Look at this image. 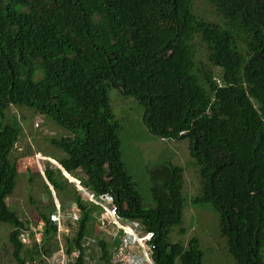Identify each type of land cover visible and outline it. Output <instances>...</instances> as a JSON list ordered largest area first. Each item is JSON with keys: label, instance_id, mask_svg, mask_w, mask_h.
I'll use <instances>...</instances> for the list:
<instances>
[{"label": "trees", "instance_id": "1", "mask_svg": "<svg viewBox=\"0 0 264 264\" xmlns=\"http://www.w3.org/2000/svg\"><path fill=\"white\" fill-rule=\"evenodd\" d=\"M196 1L0 0V224L13 229L16 264H43L60 246L47 183L51 201L37 207L42 235L31 251L21 237L34 232L32 223L7 203L18 184L11 154L22 132L7 118L12 106L71 132L51 139L66 153L53 158L96 195L111 196L123 219L154 233L155 264H203L198 238L186 245L170 239L182 225L183 169L167 160L150 171L155 205L146 208L123 160L111 89L139 103L152 134L189 139L201 178L192 204H210L220 215L235 264H264V0H201L216 21L198 13ZM45 176L62 207L70 200L80 210L65 250L76 254L73 264H87L100 209L50 161ZM99 244L103 263L113 264L118 241Z\"/></svg>", "mask_w": 264, "mask_h": 264}, {"label": "rangeland", "instance_id": "2", "mask_svg": "<svg viewBox=\"0 0 264 264\" xmlns=\"http://www.w3.org/2000/svg\"><path fill=\"white\" fill-rule=\"evenodd\" d=\"M196 11L207 15L211 21H216L210 5L206 2L197 0ZM215 72L218 73L217 70ZM108 94L112 110L121 125L119 132L123 160L126 163L127 171L138 184L145 207L152 208L155 205L151 195L150 171L157 168L162 162L171 160L183 169L182 196L184 199L182 225L172 228L171 241L186 245L196 237L200 240L201 249L204 252L203 264H235L234 259L227 251L226 239L221 236L220 215L210 204L203 206L192 204V199L200 194L201 178L200 168L190 153L189 139H164L152 134L143 122L144 109L134 98L125 97L113 89L109 90ZM7 118L18 120L22 126L21 135L11 154V159L17 163L18 184L14 194L7 199V203L24 222L32 223L34 232H31V235L30 233L22 234L21 237L27 252L41 241L42 234L39 229L42 222L39 220L37 207H47L51 201L45 189L46 180L41 174V170L45 171V166L49 161L52 168H58L57 162H52L49 158L53 159L54 157L61 160L66 156L63 150L52 144L51 139H59L72 134L56 124L51 118L38 114L27 107H10ZM73 175L77 178H86L82 172H76ZM54 202L57 205V212L53 216H58L63 212L61 227L56 236L60 249L52 257L44 258L43 264H73L76 254H73L72 257L67 256L65 239H72L76 233V227L71 226L76 224L73 219L74 205L70 200H67L63 207L58 199L57 201L54 199ZM99 209L100 211L95 215L98 224L103 223V229L100 230L96 224L93 237L86 242L87 264H104L99 244L101 239L112 241V243L118 240L119 246L113 249L112 255L114 256L112 263L115 264L118 255H120V247L123 245V237L111 223L110 218L105 215V208L101 206ZM60 219L59 217L58 220ZM180 228L184 229V235L179 232ZM12 230L10 225L0 224V264H16L13 248L9 241ZM138 250L137 244L131 242L125 248L124 254L138 253Z\"/></svg>", "mask_w": 264, "mask_h": 264}, {"label": "built area", "instance_id": "3", "mask_svg": "<svg viewBox=\"0 0 264 264\" xmlns=\"http://www.w3.org/2000/svg\"><path fill=\"white\" fill-rule=\"evenodd\" d=\"M76 185L78 189V194L81 197V199L84 202L95 204L98 207L101 206L104 207L105 215L110 218L111 223L118 229V231L121 232V236L123 237L122 239L123 245L121 243L122 246L120 247V255H118V259L116 260L115 264H155L152 258V250L148 244L153 239L154 233L145 232L142 226L137 222H131L123 219L117 213L111 196L108 195L98 196L91 189H88L85 186H83L80 183V181H77ZM58 210H59V205H58ZM73 210H75L73 219L77 223L81 217L80 210L76 206L73 207ZM62 213L63 212H61L58 216L52 217L57 222L59 229L61 227V220L63 216ZM59 217L61 218L60 220H58ZM98 226L100 230L103 229V223H99ZM39 230L42 231V225ZM26 233L28 232H25L24 234ZM131 242L136 243L137 246L139 247L138 253L124 254L125 248H127Z\"/></svg>", "mask_w": 264, "mask_h": 264}, {"label": "water", "instance_id": "4", "mask_svg": "<svg viewBox=\"0 0 264 264\" xmlns=\"http://www.w3.org/2000/svg\"><path fill=\"white\" fill-rule=\"evenodd\" d=\"M49 160H51L52 162H57L55 159H52V158H49ZM57 166H58V168L63 172V174H64V176L66 177V178H68L71 182H77V180L76 179H73V177H71L70 176V174L60 165V163L59 162H57ZM41 174L43 175V177H44V179L46 180V183L48 184V186L50 187V190H51V192H52V195H53V198L55 199V201H57V198H56V193H55V191H54V189H53V187L49 184V182L47 181V179H46V176H45V171L44 170H41Z\"/></svg>", "mask_w": 264, "mask_h": 264}, {"label": "clouds", "instance_id": "5", "mask_svg": "<svg viewBox=\"0 0 264 264\" xmlns=\"http://www.w3.org/2000/svg\"><path fill=\"white\" fill-rule=\"evenodd\" d=\"M52 158V157H51ZM54 159V158H53ZM56 160V159H55ZM57 161V160H56ZM58 162V161H57ZM71 176V175H70ZM75 179V178H74ZM77 180V179H76ZM78 181V180H77ZM76 184V183H75ZM98 222V221H97ZM24 242V241H23Z\"/></svg>", "mask_w": 264, "mask_h": 264}]
</instances>
